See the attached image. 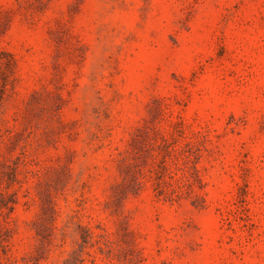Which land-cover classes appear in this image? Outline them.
<instances>
[{"label": "rangeland", "instance_id": "rangeland-1", "mask_svg": "<svg viewBox=\"0 0 264 264\" xmlns=\"http://www.w3.org/2000/svg\"><path fill=\"white\" fill-rule=\"evenodd\" d=\"M0 264H264V0H0Z\"/></svg>", "mask_w": 264, "mask_h": 264}]
</instances>
